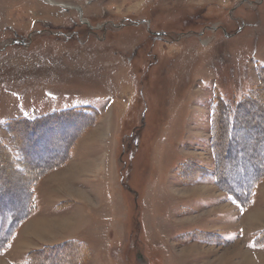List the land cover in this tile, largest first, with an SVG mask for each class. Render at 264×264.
<instances>
[{"label": "rangeland", "instance_id": "374dc122", "mask_svg": "<svg viewBox=\"0 0 264 264\" xmlns=\"http://www.w3.org/2000/svg\"><path fill=\"white\" fill-rule=\"evenodd\" d=\"M262 68L264 0H0V208H33L1 264H68L79 247L46 248L74 241L80 264H264V179L246 210L227 191L253 176L230 166L264 157ZM217 101L240 128L220 110L215 133ZM36 216L51 220L29 240Z\"/></svg>", "mask_w": 264, "mask_h": 264}, {"label": "trees", "instance_id": "16d2710c", "mask_svg": "<svg viewBox=\"0 0 264 264\" xmlns=\"http://www.w3.org/2000/svg\"><path fill=\"white\" fill-rule=\"evenodd\" d=\"M261 72H262V77H263L262 80L264 82V68L261 69ZM262 84H264V83H262ZM262 84H261V91L264 92V85L262 86ZM253 102H255V100ZM262 102H263L262 105H264V100ZM216 104L217 105H215L214 112H213V121L215 120L214 123H213L214 124L213 128L216 130L215 133L218 132L219 124L216 123V119H217V116H218L219 112H221L220 110H223V112L226 113V117L228 119V123H229V127H230L231 131H233L235 129H238V128H240L242 126V124L240 123V120H238L239 124H240L239 125L237 123V119L234 117L235 116L233 114L234 108L232 109V107H231L232 105H230L229 103L226 104V103H224L222 101L220 103H218V101H217ZM237 105H239V104H237ZM238 107H239L238 109H240V106H238ZM221 108H223V109H221ZM95 113L97 115L98 112L93 107H87V108H84V109L83 108L82 109L75 108V109H71V110H63V111H60V112L55 113V114L50 115V116H42L40 118H34V119H23L22 121H24L26 124H31L32 129H34L36 131V127L38 125L46 123V122H48L50 120L51 121L55 120V119H53V117H61L62 116L64 118L72 117V118H77V119H82V120H89V119H92V117L95 116ZM69 114H71V115H69ZM63 115H65V116H63ZM238 116H239V114H238ZM85 124L86 123H84V126H85ZM84 126H82L80 129L82 130L84 128ZM245 127H247V124L245 125ZM43 130H45L44 127H43L42 131ZM49 131H50V129L46 128L45 132L47 134L49 133ZM75 137H76V135H74L70 139V141H68V143L65 145V149H64L65 152H67L68 147L70 146L71 140H74ZM230 139H232V138H230ZM230 139L228 141V145L229 144L231 145ZM37 141L40 143V140H37ZM36 144L37 143L35 142V147L37 146ZM39 146H40V144H39ZM46 146H48L50 148V150H52V148H53V147H50V145H42L40 147L41 149L37 150V152L40 151V150H42L43 153L44 152L45 153L48 152V150L47 151L44 150V147H46ZM215 147L221 148V147L217 146L216 144H215ZM260 149H262V148L260 147ZM65 152H64V155H65ZM241 152H242V150H241ZM43 153L40 156H43ZM31 154L34 155V153H32V152H31ZM35 154H37V153H35ZM53 154L54 155L51 154L50 157H55L56 156V153H53ZM34 157H36V156H34ZM258 158L255 157V156L251 158L252 168H249V170H247V171H244V168H242V167L238 168L235 165L234 166H230L228 168V171H227L228 173L236 171L235 173H237L238 175H242V176L246 175L247 172L250 171V170L253 171V176L252 177L250 176L251 178H249V177H248V179H246L245 177L244 178H238V176H236V178L233 179L234 183L238 182L239 184H242L243 182L247 181L246 184L248 183V187H246V189L243 192L242 191H237L236 188H233V186H231L229 188L230 190L226 189L228 191V193L230 194V197L234 200V202L238 203V206H239V208L241 210H246L250 206L251 202H250L249 199L252 196L251 195L252 191L254 190V188L257 185V183L260 182L261 179H264V157H262V155L260 154ZM262 158H263V160H262ZM63 160H61L60 162H56V163H54V162H52L50 164L48 163L46 166H43V168H45L47 166H50L49 168L41 169V172H40L39 169H37L38 173H36V174L41 175L44 172L50 171L51 169L57 167L58 165H61L65 161V160L64 161ZM253 163L261 164L262 167H261L260 170L258 169L259 170L258 172H257V168H258L257 166H255V168L257 167L256 170H255V168L253 169V167H254ZM240 186L242 187V185H240ZM32 209L33 208H32V206L30 204L25 206L23 214L20 216V218H18V216L16 217V213H14V211H12L11 212L12 214L10 213V215L8 216L9 213L2 212V208H0V254L7 249V245H6L8 243L7 240H9L10 237L14 234L13 233L14 232V228H17V224H18L19 221L16 220V219H20V220L24 219L25 215H27L30 212H32ZM254 242H255L256 245H259V246L263 245L264 246V231L259 232L255 236ZM67 245H69V246L71 245L70 247L75 246V247H79L80 248L78 250V252L75 251V253H74V251L72 252V250H71L68 253V256L70 258V262H68V264H80V262L82 260L85 261L84 259L87 258V256L88 257L90 256L89 254L88 255L86 254V249H84V245L79 243L78 241H74V242H71V243H68V244H65V245L63 244V245L55 246V248L54 247H49V248H46V249H51V250L56 249V248L57 249L58 248L62 249V248H66ZM40 252L42 253V251H40ZM40 252H38V253H40ZM87 252H88V250H87ZM29 259L30 260H28V264H34L36 262L35 259H34V255H31ZM47 259L50 260V259H52V257L48 256V257L45 258V260H47Z\"/></svg>", "mask_w": 264, "mask_h": 264}, {"label": "crops", "instance_id": "0c3cea01", "mask_svg": "<svg viewBox=\"0 0 264 264\" xmlns=\"http://www.w3.org/2000/svg\"><path fill=\"white\" fill-rule=\"evenodd\" d=\"M68 182H66V181H64V182H62V184H61V186L64 188V191H65V193H67V194H69L71 197L73 196V195H71L70 194V192L64 187V184H69V182H70V180L68 179L67 180ZM68 188H71V189H73V190H76V191H78V192H80V194L81 195H78V196H80V197H84V196H87L85 193L83 194L81 191H79V190H77V189H75V188H73L72 186H69ZM77 197V196H76ZM34 220L33 221H35V222H33L31 225H29L30 227V231H31V233H33V235L28 231V233H29V235L27 236V237H29V240H30V238L32 237V238H35V240H36V237H35V234L37 233V231H34L33 229L31 230V228H34V227H32L33 225H45V220H51V219H47V218H42V220H40L39 221V219H41L40 217H35V218H33ZM61 219V218H60ZM62 221L64 220V221H68L69 222V224L68 225H65V227H67V226H69L70 225V223H71V221H70V219H61ZM61 222V221H60ZM43 225V226H44ZM60 226V225H59ZM62 228H64V227H60L59 229H62ZM43 236V235H42ZM46 238L47 237V235L46 236H43V238ZM24 238V237H23ZM38 242H40L39 240H38ZM17 243V242H16ZM41 244V243H40ZM17 247H16V244L15 245H13L12 247H11V250H10V252H12V253H14V250L16 249ZM6 258L7 257H5V261L7 262V264H25V260H20V258L18 257V259H14V260H6Z\"/></svg>", "mask_w": 264, "mask_h": 264}, {"label": "bare ground", "instance_id": "6f19581e", "mask_svg": "<svg viewBox=\"0 0 264 264\" xmlns=\"http://www.w3.org/2000/svg\"><path fill=\"white\" fill-rule=\"evenodd\" d=\"M257 127V126H256ZM64 187L70 192L71 195L73 196H78V195H81L80 192L76 191V190H73L71 188H68V185L67 184H64ZM69 222L68 221H62V222H59V225L58 227H56V229L60 228V227H63L64 225H68ZM44 225V224H43ZM43 225H33L32 227L34 228H31V230L33 229L34 231H41V230H44L46 227L43 226ZM50 228H54V226H49ZM46 230V229H45ZM53 230V229H52ZM51 230V231H52ZM41 232H44V231H41ZM1 264V262H0ZM246 264H248V262H246Z\"/></svg>", "mask_w": 264, "mask_h": 264}]
</instances>
